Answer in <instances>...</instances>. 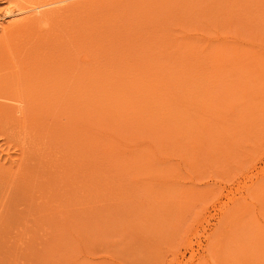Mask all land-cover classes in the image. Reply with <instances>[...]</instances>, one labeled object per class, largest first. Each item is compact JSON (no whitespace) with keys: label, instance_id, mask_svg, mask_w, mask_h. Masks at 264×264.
<instances>
[{"label":"rangeland","instance_id":"1","mask_svg":"<svg viewBox=\"0 0 264 264\" xmlns=\"http://www.w3.org/2000/svg\"><path fill=\"white\" fill-rule=\"evenodd\" d=\"M53 1L0 0V264H264V0Z\"/></svg>","mask_w":264,"mask_h":264},{"label":"bare ground","instance_id":"2","mask_svg":"<svg viewBox=\"0 0 264 264\" xmlns=\"http://www.w3.org/2000/svg\"><path fill=\"white\" fill-rule=\"evenodd\" d=\"M64 1H66V0H58V1H53V2H46V3H43V4H41V5H37V6H35V7H33L32 9L35 11L36 9H39L40 10V8H43V7H47V6H50V5H52V4H56V2L59 4L60 2H64ZM56 8V7H55ZM26 9V8H25ZM24 9V10H25ZM30 9V8H29ZM23 10V11H24ZM31 10V9H30ZM23 11H19V10H16V9H7V10H5V12H1L0 13V27H2V25H3V22H4V20L7 18V19H10V20H12V21H10V24L12 23L13 24V22L16 20V18H18L19 16H21L22 15V13H26V12H23ZM30 12V11H29ZM36 13H37V11H36ZM38 14V13H37ZM6 19V20H7ZM8 21V20H7ZM8 21V22H9ZM15 22H18V21H15Z\"/></svg>","mask_w":264,"mask_h":264}]
</instances>
